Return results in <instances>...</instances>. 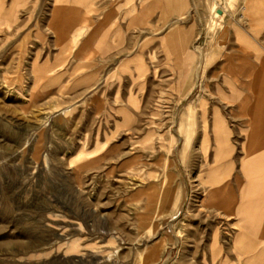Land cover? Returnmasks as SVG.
I'll use <instances>...</instances> for the list:
<instances>
[{"label": "rangeland", "instance_id": "374dc122", "mask_svg": "<svg viewBox=\"0 0 264 264\" xmlns=\"http://www.w3.org/2000/svg\"><path fill=\"white\" fill-rule=\"evenodd\" d=\"M174 1L0 0V264H246L261 50Z\"/></svg>", "mask_w": 264, "mask_h": 264}, {"label": "crops", "instance_id": "0c3cea01", "mask_svg": "<svg viewBox=\"0 0 264 264\" xmlns=\"http://www.w3.org/2000/svg\"><path fill=\"white\" fill-rule=\"evenodd\" d=\"M159 1V0H158ZM240 15L239 23L235 24L233 28H246L243 34L249 38V40L255 42L256 48L261 50V72L256 76L255 72H250L246 75L248 81H255V94L257 97H264V0H239ZM255 28V29H253ZM232 30L236 36L241 37V29ZM253 96L252 92L248 94ZM264 114V113H263ZM264 125V123H263ZM250 129V122L248 130ZM257 134H261L260 142L264 146V126L262 124L258 126ZM248 132V131H247ZM248 140L246 139V145ZM261 150V149H260ZM259 150V151H260ZM256 151L255 154L249 155V153H242L241 160H254L252 163H247L246 168H241L243 173L246 171L251 172L249 176L255 178H264V151ZM255 156V157H254ZM243 165V164H242ZM252 166V167H251ZM253 172V173H252ZM260 175V176H259ZM260 180V181H259ZM263 180V179H262ZM261 179L255 180V190L253 185H247L248 196L245 199L242 197V204L239 206L238 214L240 224V240H245V256L246 264H264V184ZM245 205V206H244ZM241 252H244V246H241ZM243 256V253H241ZM240 264H244V256L241 257Z\"/></svg>", "mask_w": 264, "mask_h": 264}, {"label": "bare ground", "instance_id": "6f19581e", "mask_svg": "<svg viewBox=\"0 0 264 264\" xmlns=\"http://www.w3.org/2000/svg\"><path fill=\"white\" fill-rule=\"evenodd\" d=\"M176 4V0L174 1ZM146 7V6H145ZM176 8V5H175ZM214 9V7H213ZM213 14V13H212ZM255 81L253 80L252 82H250L249 88L251 89V92L253 94L252 99L250 100V108H248L249 112V118H250V129L248 130L247 134H246V139L248 140V144L246 146V152L249 153V155L255 154L256 151H260L262 152V150L264 151V146H262L260 139H261V134H257V129L258 126H260L264 123V97H257L256 96V92H255ZM249 100V99H248ZM247 103V102H246ZM242 104V105H241ZM241 106H243V101H241ZM247 106V104H246ZM218 121V120H217ZM221 125V124H220ZM181 128V125H180ZM217 128V127H216ZM245 131V130H244ZM217 132V131H216ZM206 134V133H205ZM218 134V133H217ZM221 134V133H219ZM223 137V136H222ZM217 139H220V135H217ZM259 151V152H260ZM217 154H220L222 156L223 150H221L220 148L218 149V151L216 152ZM255 157V156H254ZM243 164H247V163H243ZM248 165V164H247ZM246 165V166H247ZM252 167V166H251ZM248 170V169H247ZM251 170V168L249 169V171ZM252 171V170H251ZM250 173V172H249ZM255 176V175H254ZM260 176V175H259ZM249 179V178H248ZM260 179V178H259ZM263 182V181H262ZM253 189L255 188V183H253ZM245 187V186H244ZM243 188V187H242ZM255 190V189H254ZM240 210L238 209V212ZM237 212V214H238ZM241 213V211H240Z\"/></svg>", "mask_w": 264, "mask_h": 264}]
</instances>
